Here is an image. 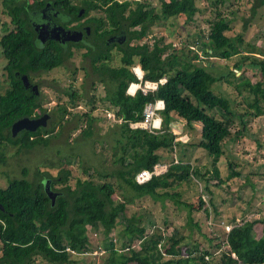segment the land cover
Wrapping results in <instances>:
<instances>
[{
    "label": "trees",
    "instance_id": "obj_1",
    "mask_svg": "<svg viewBox=\"0 0 264 264\" xmlns=\"http://www.w3.org/2000/svg\"><path fill=\"white\" fill-rule=\"evenodd\" d=\"M29 1L3 2L5 13L18 30L5 34L0 41L1 74L3 83H7L0 94L1 159L5 157L3 149L6 146L18 152L36 143L45 145L48 136H44L53 132V129L46 130L45 126L33 132L21 130L15 136L11 134L10 127L15 120L23 116H37L45 111L40 96L24 87L22 76L59 67L71 56L69 52L64 53L55 42H50L44 48L35 45L28 12L39 0H34V3ZM157 1L160 13L151 0H111L105 8L93 0H83L84 14L98 8L102 11L99 18L93 16L91 19V23L95 24L94 34L98 24L104 27L102 38L121 28H131L127 41L118 47L115 56L109 51V45L104 48L88 46V51L83 54L90 57L91 71L82 67L85 76L96 75L91 82L92 90L96 91V83L104 85L105 95L99 100L107 102L106 109L112 110L114 119L119 120L107 132L114 139L112 155L115 166L109 171L96 172L83 168L87 174L85 178H73L70 169L61 168L56 175L36 169V178H41L34 181L27 178V169H22V177L8 179L5 187L0 186V204L3 207L0 209L3 219L0 222V264H39L37 259L46 264H73L79 253L88 250L90 228L103 234L106 239L103 249L118 254L113 238H110L116 228L117 218L124 224L122 245L126 247L119 255L117 264H264L263 218L241 223L232 219L224 238L209 230L205 244L196 242L190 245L183 242L185 235L179 231L180 225L172 224L170 234L165 238L159 226L141 220L143 215L138 214V211L132 212L129 217L126 215L127 205L139 198H171L187 211L182 226L188 227L190 232L199 230V220H195L193 214L203 211L206 219L211 214V198L204 196L205 192L210 193V181L205 176L208 169L202 170L179 160L171 162L166 172L152 175L146 182L138 183L135 175L143 169L152 170L154 165L164 162L165 157L161 153L174 152L181 143L171 126L177 118L184 120L190 128L195 123L200 124L199 140L190 144L202 148L216 161L223 154L224 141L233 135H241L246 125L245 117L264 114V58L250 57L244 53L241 33L229 34L234 30V18H228L221 11L222 8L216 7L212 18L205 19V40L196 41L197 51L195 53L189 49L193 55L188 57L173 43L166 42L163 36L151 43L144 38L152 25L162 21V16L184 15L193 21L199 7L195 0ZM212 3L223 6L225 0H213ZM60 5L63 12L72 17L79 8L78 3L70 0H60ZM260 7H264V0H253L251 17ZM236 10L231 9V15ZM244 23L247 25L246 21ZM211 56L225 60L237 57L234 69H227L226 74L216 76L208 66L192 61ZM115 59L118 63L113 62ZM246 62L258 70L257 81L251 82L242 75V66ZM134 65L140 66L143 80L158 82L165 78V81L158 83L157 89L147 94L141 90L133 95L128 94L129 84L138 82L132 71ZM236 71L242 75L239 81ZM217 82L219 85L225 82L237 95L246 97L244 101L247 109L240 112L234 107L235 100L230 95L216 93L219 90L214 92L212 86ZM243 90L253 95V98L243 95ZM63 94L66 99L55 106L60 117L58 124L62 125L69 117L76 118L73 131H79V136L83 138L91 137L96 120L92 115L93 107L87 111L78 110L77 106L84 100L95 106V94L92 93L86 99L82 90L74 89L71 85L63 89ZM157 99L164 102V108L159 111L160 129L149 131L131 128L130 122L143 118L144 104ZM250 110H253L252 113ZM235 116L239 117L242 129L235 130ZM54 122L56 124L57 121ZM43 175L49 179H44ZM231 175H238V172L231 171L228 176ZM191 176L197 181H204V189H201L195 202L179 201L180 193L172 189L188 181ZM112 177L116 179L117 186L109 181ZM70 179L74 180V185L70 184ZM43 180H49L51 189L57 192L53 204L43 189ZM55 185L60 188H54ZM116 187L122 189V199H116ZM259 226L262 227L260 233ZM225 239L227 243H224Z\"/></svg>",
    "mask_w": 264,
    "mask_h": 264
},
{
    "label": "rangeland",
    "instance_id": "obj_2",
    "mask_svg": "<svg viewBox=\"0 0 264 264\" xmlns=\"http://www.w3.org/2000/svg\"><path fill=\"white\" fill-rule=\"evenodd\" d=\"M151 1L160 13L158 1ZM212 1L195 0L199 12L195 14L193 21H189L184 15H174L167 18L162 16V21L151 26L144 40L151 43L163 36L166 42H171L177 49L182 50L181 53L184 56L191 57L193 52L196 53L197 51L196 41L205 40L203 36L207 30L205 19L212 18L213 10L220 7L224 15L228 18H234L232 22L234 30L229 34L235 35L238 32L243 35L242 47L244 53L250 57L264 58V7L258 8L257 13L251 17L250 8L253 0H225L223 6L220 3L214 5ZM231 9H237L234 15H231ZM0 18L3 19L1 14ZM245 21L247 25H245ZM199 28L202 29H200V33ZM189 49L193 52H190ZM199 55L202 54L199 52ZM116 59L113 61L114 63H118ZM236 59L235 56L228 60L211 56L204 57L201 61H192L196 64L208 66L211 73L218 76L226 74L227 69H234L233 65ZM82 67H86L88 71H91L89 63L83 61L76 51L61 66L49 72H41L35 75L34 81H37L40 88L41 106L50 115L46 130L53 129V132H49L44 136H48L45 145L36 143L31 148H22L18 152L10 146L3 149L5 157H3L4 159L0 158V186L5 187L7 180L10 178L22 177V169H27V178L34 181V179L41 178L39 176L36 178V169L56 175L59 169L68 168L71 170L73 178L77 176L85 178L87 174L83 172V168L89 169L90 172H96L97 170L109 171L115 166L112 155L114 139L107 132L114 128V122L117 123L119 120L114 119L112 110L106 109L108 103H102L99 100L100 97L105 95L104 85L96 83V91H93L91 82L96 78V75L85 76V70ZM242 69H244L242 75L251 82L258 80L259 72L254 66L251 67L246 62ZM236 73L239 81L242 75H239V71H236ZM3 78L0 74V94L4 92L7 84L3 83ZM70 85L74 89L82 90L86 95V99L90 98L92 93L95 94L97 100L95 106L86 103L85 100L77 106L78 110L87 111L93 107L92 115L96 117V120L94 121V133L89 138L79 136L77 130L73 131L76 118L69 117L62 125L58 124L60 117L55 106L66 99L63 89L69 88ZM212 89L214 92L219 90L220 92L216 93L224 96L230 95L235 100L234 107L240 112L247 109V104L244 101L246 97L237 95L225 82H221V85L218 82L215 83ZM242 92L243 95L253 98V95L247 93L246 90ZM248 98L250 99V97ZM250 111L252 113L253 110ZM54 120L57 121L56 124ZM233 121L235 130L242 129L238 116H235ZM245 121L246 125L240 136L233 135L224 141L223 154L216 161H213V156H209L202 148L190 144V142L199 140L200 124L195 123L193 128H190L180 118L171 123L172 131L181 143L176 146L174 152L164 151L161 153L165 160L170 161L174 157V160L177 159L183 163L188 162L199 169H208L205 176L210 181L208 183L210 193L206 194L205 192L204 196L208 199L210 197L212 201L210 218L206 219L203 211L193 214L195 220H199L200 231L194 229L190 232L188 227L182 226L186 220L187 211L180 203H176L177 206L171 198L165 200H153L150 197L139 198L138 201L127 205L126 215L129 217L132 212L138 211V214L143 215L141 220L159 226L165 238L170 234L172 224L180 225L179 231L185 235L183 242L190 245L196 242L205 244L207 240L206 233L209 230H212L216 236L224 238L228 230L227 227H231L232 219L239 223L255 218L264 219V114L259 116L250 114L245 117ZM43 131L41 132L44 133ZM231 171L238 172V175L228 176ZM43 177L49 179L46 175H43ZM218 179H221L222 182L217 183ZM109 181H113L117 186L114 177ZM70 184L74 185L73 179H70ZM205 184L204 181H197L191 176L188 181L173 187L172 190L180 193L179 201L195 202L198 200L200 191L204 189ZM53 187L60 188L59 185ZM116 188V199H122V189L120 187ZM120 220L116 219V228L110 234L118 254L103 249V243L106 242L103 234L90 228L88 250L79 253L76 262L73 264H117L116 261H119V255L126 249L122 245L124 224ZM258 230L260 233L262 227L259 226ZM37 262L46 264L39 259H37Z\"/></svg>",
    "mask_w": 264,
    "mask_h": 264
},
{
    "label": "flooded vegetation",
    "instance_id": "obj_3",
    "mask_svg": "<svg viewBox=\"0 0 264 264\" xmlns=\"http://www.w3.org/2000/svg\"><path fill=\"white\" fill-rule=\"evenodd\" d=\"M67 1V0H62ZM74 3H78V10L75 12L74 17L67 15L65 12H63L60 0H39L37 2V5L33 4L31 9L28 12L29 17L31 14H37L40 16L41 19H45L46 22L51 23V26H60L64 29L72 30L79 33V37L76 40H64L62 43L54 38H47L43 44H40L38 41L37 32L35 31L33 25L30 26L31 30L33 32V39L35 42V45L38 47H46L50 44V42H55L61 47V50L64 53H71V56L67 57L65 60L71 58L75 52L77 51L79 53L80 58L89 63L90 57L83 56L88 51V46L95 48L96 45L100 48L109 47V51L112 52V54L115 56L116 52L118 51V47L123 45L128 38V32L131 28L125 29L121 28L113 33H110L106 35L104 38L101 37L104 27L102 25L98 24V30L93 33V28L95 26L94 22H92L93 16H96V18H99L101 9L98 8L97 10H91L87 14H84L85 8L83 5V0H70ZM94 2H97L98 4H102L105 8L107 5H110L111 0H93ZM4 0H0V14L3 16V19L0 18V41L1 38L11 32V31H17L18 27L17 25H14L11 23L10 16H8L5 13V9L3 7ZM30 3H34V0H30ZM106 3V4H103ZM76 17V18H75ZM30 21V19H29ZM118 34L122 35L121 37H116ZM52 35V34H51ZM123 37L122 41L121 38ZM33 41V40H32ZM109 45V46H107ZM2 56L0 55V58ZM107 58V57H106ZM64 60V61H65ZM63 61V63H64ZM90 66V65H89ZM3 67V64L0 65V74L3 73L1 68ZM55 69V68H54ZM53 70V69H51ZM49 70V71H51ZM49 71H43L49 72ZM41 72H30L28 75H25L27 83H24V87L31 91H36L35 93L39 96L40 95V88L37 81H34V77L36 74H39ZM35 88V89H34ZM43 113H46L45 111L40 112L37 116H33L31 118H36L41 116ZM49 114V113H48ZM50 116V115H49ZM0 206H2L0 204ZM2 210L3 207H0ZM3 219L0 217V222H2ZM1 244V239H0Z\"/></svg>",
    "mask_w": 264,
    "mask_h": 264
},
{
    "label": "built area",
    "instance_id": "obj_4",
    "mask_svg": "<svg viewBox=\"0 0 264 264\" xmlns=\"http://www.w3.org/2000/svg\"><path fill=\"white\" fill-rule=\"evenodd\" d=\"M133 73L136 75L138 82H131L127 88V93L133 95L137 90H141L143 94H147L148 91L156 90L158 83H163L165 78L159 79L158 82L143 80V72L139 65L132 67ZM164 108V102L157 99L153 102H146L143 106V118L138 121L130 122L129 126L133 129H147L149 131H155L160 128L161 118L158 114L160 110ZM174 162H177L174 160ZM170 163L162 162L154 165L152 170L143 169L135 175V180L138 183H143L151 178L152 175H159L167 171ZM230 227H227L229 229ZM225 243V242H224Z\"/></svg>",
    "mask_w": 264,
    "mask_h": 264
},
{
    "label": "water",
    "instance_id": "obj_5",
    "mask_svg": "<svg viewBox=\"0 0 264 264\" xmlns=\"http://www.w3.org/2000/svg\"><path fill=\"white\" fill-rule=\"evenodd\" d=\"M30 23L33 25L35 31L37 32L38 41L40 44H43L47 38H54L59 40L61 43L64 40H76L79 37V33L64 29L60 26H51L49 22H46L45 19H41L40 16L37 14H31L30 16ZM52 34V35H51ZM122 35L118 34L116 37H121ZM123 37L121 40L122 41ZM24 83L26 84V77L25 75L22 76ZM35 89V88H34ZM36 92V91H35ZM49 114L43 113L41 116L36 118H31L28 116H23L17 120H15L10 127L11 134L15 136L21 130L27 131H36L39 127H45L47 125ZM43 189L46 195L49 197L51 204L54 203V199L57 195V192L53 191L50 187L49 180H43ZM2 207V206H0Z\"/></svg>",
    "mask_w": 264,
    "mask_h": 264
},
{
    "label": "clouds",
    "instance_id": "obj_6",
    "mask_svg": "<svg viewBox=\"0 0 264 264\" xmlns=\"http://www.w3.org/2000/svg\"><path fill=\"white\" fill-rule=\"evenodd\" d=\"M140 67V66H139ZM141 69V68H140ZM142 71V70H141ZM158 114H159V112H158ZM160 127H161V124H160ZM158 129H160V128H158ZM176 161H179V160H177V159H175ZM164 162H166V163H171V162H174V157H172L171 158V160L170 161H168V160H164ZM174 163H176V162H174ZM170 165V164H169ZM148 170V169H147ZM148 181V180H147ZM146 182V181H145ZM224 242L225 243H227V241H226V239L224 240Z\"/></svg>",
    "mask_w": 264,
    "mask_h": 264
}]
</instances>
